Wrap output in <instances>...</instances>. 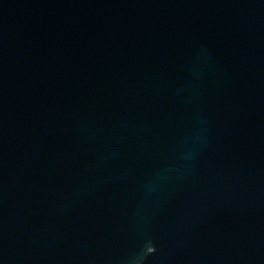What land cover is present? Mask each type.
Masks as SVG:
<instances>
[{
    "label": "water",
    "instance_id": "95a60500",
    "mask_svg": "<svg viewBox=\"0 0 264 264\" xmlns=\"http://www.w3.org/2000/svg\"><path fill=\"white\" fill-rule=\"evenodd\" d=\"M0 264H264V0H0Z\"/></svg>",
    "mask_w": 264,
    "mask_h": 264
}]
</instances>
